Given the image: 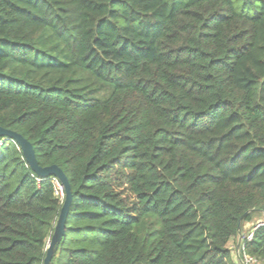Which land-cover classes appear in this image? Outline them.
<instances>
[{
	"label": "trees",
	"instance_id": "obj_1",
	"mask_svg": "<svg viewBox=\"0 0 264 264\" xmlns=\"http://www.w3.org/2000/svg\"><path fill=\"white\" fill-rule=\"evenodd\" d=\"M0 126L70 185L51 264H241L264 220V0H0ZM0 141V264H43L62 203ZM243 251L264 264V226Z\"/></svg>",
	"mask_w": 264,
	"mask_h": 264
},
{
	"label": "water",
	"instance_id": "obj_2",
	"mask_svg": "<svg viewBox=\"0 0 264 264\" xmlns=\"http://www.w3.org/2000/svg\"><path fill=\"white\" fill-rule=\"evenodd\" d=\"M0 137L10 138L18 144L26 162L38 177L44 178V177L54 176L58 178L59 181L64 186L65 189L64 201L61 205L53 233L47 242L46 254L43 260V264H51V259L56 251L57 244L59 243V241L61 240V238L65 233V222L72 201L71 188L68 183L67 177L62 171V169L58 167L56 164H51L44 167L40 166L37 162L32 144L21 134L0 126ZM238 229H240V225H238Z\"/></svg>",
	"mask_w": 264,
	"mask_h": 264
},
{
	"label": "built area",
	"instance_id": "obj_3",
	"mask_svg": "<svg viewBox=\"0 0 264 264\" xmlns=\"http://www.w3.org/2000/svg\"><path fill=\"white\" fill-rule=\"evenodd\" d=\"M1 143L2 142L0 141V144ZM43 179H45V178L37 177V182H40ZM50 181L52 183V191H53L54 196L58 198L60 203H63L64 197H65V189H64L63 184L59 181L58 178H56L54 176L50 177ZM261 226H264V220L256 222L249 232L238 234L239 239H240V245H239V248L237 249L236 256H237V259L241 262V264H255V263H257L256 258L251 257V256L247 255L246 253H244L243 246H244L246 241H250L252 239L253 232Z\"/></svg>",
	"mask_w": 264,
	"mask_h": 264
},
{
	"label": "crops",
	"instance_id": "obj_4",
	"mask_svg": "<svg viewBox=\"0 0 264 264\" xmlns=\"http://www.w3.org/2000/svg\"><path fill=\"white\" fill-rule=\"evenodd\" d=\"M254 224L255 223H246L242 227L243 228L242 232L243 233L249 232ZM239 245H240V239H239V235H237L236 238H235V241L230 245V248L232 249V253L235 256V258H237L236 253H237V249L239 248Z\"/></svg>",
	"mask_w": 264,
	"mask_h": 264
}]
</instances>
